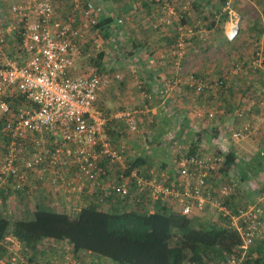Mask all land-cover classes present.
I'll return each instance as SVG.
<instances>
[{
  "label": "built area",
  "instance_id": "built-area-1",
  "mask_svg": "<svg viewBox=\"0 0 264 264\" xmlns=\"http://www.w3.org/2000/svg\"><path fill=\"white\" fill-rule=\"evenodd\" d=\"M72 1L73 10L67 15L52 0H24L12 5L8 11L11 33L19 37L12 58L5 57L8 34L0 21V117L6 140L0 161V185L13 180L14 189L23 190L32 184L35 173L38 180H48L68 196L81 197L87 188L101 192L97 205L104 204L112 193L121 198L132 197L130 201L137 203L142 196L150 197L153 203L162 200L185 216L217 213L229 220L244 250L242 259H231L228 264H241L264 233V211L260 203H245L238 198V185L219 174L226 149L192 155H184L178 149L165 169L151 162L134 166L143 150L151 151L148 143L141 146L139 115L151 114L152 123L156 114L148 106L141 112H109L101 106L100 96L121 81V76L107 70L80 73V69L84 59L89 61L87 48L101 45L100 38L92 39L89 34L103 18L104 10L82 0ZM233 1L228 0L224 8L229 16L225 37L230 43L237 40L241 29V17L234 11ZM169 7L164 5V9ZM123 23V19L118 20V24ZM183 46L184 39L179 38L173 58L178 57ZM22 54L27 55L24 62ZM249 67L264 73L261 52ZM193 80L197 83L194 77ZM173 86L169 85V89ZM207 87L206 83H197L198 92ZM113 121L121 126L112 127ZM251 134L245 127L236 130L232 139L238 142ZM223 139L227 141L224 137L220 141ZM168 140L174 143L173 138ZM67 168L73 177L64 175ZM132 186L136 192L130 195ZM233 198L235 201L231 202ZM9 242L14 246H9ZM9 242V255L1 256L0 264H31V255L25 258L23 248H16L18 242ZM57 246L51 256L54 258L39 264H106L83 258L70 246Z\"/></svg>",
  "mask_w": 264,
  "mask_h": 264
},
{
  "label": "trees",
  "instance_id": "trees-1",
  "mask_svg": "<svg viewBox=\"0 0 264 264\" xmlns=\"http://www.w3.org/2000/svg\"><path fill=\"white\" fill-rule=\"evenodd\" d=\"M82 1L85 4L88 2L92 3L96 8H99L101 5L104 6L107 0ZM167 1L171 2L173 5L177 2V0H151V3H147L148 6L146 4V9H150L149 4H151V7L159 12L158 16L160 17L162 8ZM221 2L223 6H225L228 0H221ZM262 4L264 19V0H262ZM182 13L179 26L177 25L176 29H172L174 35L167 40V46H174L177 43L176 40L179 38L180 27L185 26L184 28H187L195 24V20L193 21V18L190 17L189 14L185 12ZM215 17L214 14L205 17V20L206 18L209 21L211 19L209 28L216 26ZM196 18H198V16H196ZM150 19L152 21L154 18L150 17ZM228 19L229 16L225 13L220 22H227ZM115 24L113 18L109 17L106 11H104L103 18L90 33L95 34V36H100L105 33V36H108V31H115V29H118ZM193 28L196 31L198 30V27L196 28L194 26ZM124 39L121 61H127L134 55L135 57L139 56V54L144 53V51L147 54L154 53V50L151 51L152 53H149L150 50L148 48L146 49V44L144 43L140 44L125 37ZM106 57L107 53L101 51L96 57L89 60V62L97 71L107 70L112 73L115 71V64L113 65L112 61H105ZM175 60V58H171V62L169 63L170 69L172 68L170 65ZM241 69L242 71L248 70L247 73L249 74L252 70V68L248 69L246 64L242 65ZM252 71L256 73L255 70ZM193 77L197 80L196 77H198V75ZM220 81H222V84H220ZM212 83L209 84L211 87L216 85V88L226 93L228 87L225 78H221ZM166 85L167 83L164 82L161 93L158 92L152 95L150 97L151 99H148L147 102L152 105L158 104L160 102L158 99L159 96H161L162 93H168ZM187 89L189 88L187 87ZM174 102L175 100L173 101V105ZM237 116L238 117L235 118L239 120L243 114L237 112ZM141 124H143V122ZM151 124L158 125L155 116ZM171 124L172 123L168 122L166 126L171 128ZM187 125L188 124L185 122L183 127L178 130L179 135H172L174 136V140H177V138H175L176 136L182 138L185 134V130L189 131V133H186V137H191L192 131L190 129H184ZM111 126L120 127L121 125L113 121L111 122ZM245 127H248L253 133L252 128L248 125L243 124L240 129H244ZM142 128H144L143 125ZM115 130L118 131L119 128ZM120 135L122 134L119 133V136ZM161 135L164 137L167 134L165 135L164 132L156 136L154 135L155 137L151 135L150 141L147 142L149 146H153L154 143H157L156 140H159L161 146L164 143H170L168 138L162 141V139H160ZM213 135L218 138L220 132L217 130ZM197 137L194 146L189 152L191 155L197 152V146H201V140L199 139L201 135ZM231 142H234L233 139L230 140L229 143ZM202 148L203 152H201L206 154V149L204 147ZM235 152V150H232L226 154L224 166L219 173L222 174L223 177H226L229 171L234 169L233 166L238 158ZM218 153L220 152L218 151ZM151 155L149 159L152 157ZM153 156L156 159L154 153ZM145 163L146 158H139L134 162V166L139 167L145 165ZM155 163H161L162 169L167 168L168 165L160 160L157 161V159ZM216 181L217 180H213V182ZM259 191L264 197V183L261 184ZM135 192L136 187L132 186L129 194L133 195ZM239 193L238 198L243 200L241 191ZM102 195L101 192L97 191L94 194L93 204L79 209L78 212H56L51 208L40 207L35 211L31 219L11 221L0 217V253L2 250H8L6 243L9 242L10 238L22 244L25 258L31 255V264H39L42 262L41 259L45 255L44 241H58V243H62L61 246H70L76 253L88 254L92 257L95 255L106 261H111L110 264H228L231 259H242L244 250L241 249L242 241L240 236L237 231L230 228L229 220L225 218L220 217L217 223L214 222L209 224L207 222L206 224L199 216L182 215L174 211L175 209L168 203H164L162 200L153 203V200L147 196L140 197L141 202L137 203L130 201L132 197L127 196L121 198L111 193L110 196L106 197L104 204L97 205V201ZM231 202H234V198L231 199ZM262 202L260 203L261 206L263 204ZM262 209L264 211L263 206ZM258 242L256 241L254 244L257 246L253 248V250H249L241 264H264V241ZM9 244L11 243L9 242ZM39 245L40 250H37ZM11 246L14 245L11 244ZM50 248L54 250V247L50 246ZM54 253H56V250ZM4 255L8 256L9 254L5 251ZM255 255H257V257H255ZM38 257H40L39 261Z\"/></svg>",
  "mask_w": 264,
  "mask_h": 264
},
{
  "label": "crops",
  "instance_id": "crops-1",
  "mask_svg": "<svg viewBox=\"0 0 264 264\" xmlns=\"http://www.w3.org/2000/svg\"><path fill=\"white\" fill-rule=\"evenodd\" d=\"M23 1L24 0H0V11H1L0 21L2 23L1 26L3 27V29L6 30V33L8 34L6 35L7 36V45L5 48L6 58L13 57V55L16 53V48L19 43V39H18L19 37L14 36L11 33L8 11L12 5L19 4ZM254 1H258L256 5L259 4V7H257L258 19L256 20L252 19L253 22L251 23L250 21H248L247 26L240 24L241 26L240 33L243 32L244 34L247 35L248 33H251L255 37L254 41L257 42L259 38V40L262 41L261 43H263L264 41V19L262 14L263 4H262V0H254ZM122 2H124V0H107L106 3H104V6L101 5L102 7L99 6L98 8L100 10L106 11L108 16L113 18V20L116 23L115 25L116 27H118V29H115V31H111V30L108 31V36H105V33L104 34L101 33L102 35L100 36L98 35L95 36V34L93 33L89 34L92 37V39L93 37L100 38V42H102L103 44L100 50H98V52L96 53V55L101 51L106 52V49L116 50L115 47L119 44L117 39L119 38L120 35L124 36L125 38L134 40L140 44L143 43L146 44L145 47L146 49L148 48L150 50L149 53L153 50V48L159 47L160 44L159 40L158 42L152 40L146 32L147 30L144 32L145 35L143 34V30L146 29L145 26H143L145 29L144 28L136 29V27L132 25L133 19L134 20L136 19V18H132V16L141 17L143 19L146 18L149 19L150 21L151 20L150 17H153L154 19L152 20H155V18L159 15V12L155 11L156 9L152 8L151 4H149L150 9H146L148 6L147 3L148 2L151 3V0H127L124 4H122ZM248 2L250 1L248 0ZM247 9L248 8H244V10H239L238 12L236 10L234 11L237 12V14L240 13L243 16L249 14ZM119 19H123L124 21L123 25L118 24ZM146 19L143 21L146 22ZM225 25L226 27L224 28L226 30L228 27V21L226 22ZM126 29L129 30L126 31ZM134 29L140 30L139 34L141 33L142 38H140L139 36L137 37L138 34L135 33H137L138 31H135ZM217 29L218 28L216 27H211L209 32L215 33L217 32ZM131 32H133V34ZM196 32H198V30ZM219 32L224 33V29ZM206 33L208 34V32ZM256 34L259 35V37L257 36L256 38ZM92 39L90 38V40ZM194 39L199 40L200 36ZM92 44L93 42H91V45ZM262 45L264 46V43ZM145 53L146 52L144 51L143 54ZM148 55L149 56L152 55V56L146 58V60H143L144 62H141L142 58L138 59L137 56L135 57V55L131 57V59L136 58L135 63L137 64V66L140 65L139 67H142L143 74H138L137 71L133 70L134 68L131 67L130 68L131 70L127 71V77L125 76H123V78L121 77L122 78L121 81L114 84L112 88L105 91L100 96V104L102 107L106 108L109 112H116L126 109L135 111L138 110V107L145 108L146 106H148L149 109L152 111V113L156 114L155 117L157 119V123H158V116L160 115L161 118L163 115H166V112L168 110H170V112H173V115L168 114L166 117H164L162 119V122L160 124L158 123V127L156 128V131L154 130V134L152 136L154 135L156 136L160 133H164L166 126H164L163 122L165 123V125L168 122L174 124L175 127L176 125H178L177 128L180 130V128L183 127V124L187 121L186 120L187 118L184 115V111H183L184 108L182 110H176V109L173 110L174 100H172L171 96H167V94L162 93L161 96H159L158 98L160 100L158 104L152 105L151 103L146 101V105H144V107L141 100H139L140 96L137 97V93H136L137 86L138 83L141 82H144L147 91L150 92L149 96L157 94L158 92L161 93V91L163 90V84L161 82L162 78H160L162 75L159 74L161 73L162 69L160 67L159 68L156 67L157 64L162 65L163 61L158 60L154 53ZM22 56H23L22 62H24L27 59V55L22 54ZM117 56H115L114 60H112L113 59L112 56L108 58V55L105 58V61L108 62L107 59H109V61L113 62L112 63L113 65L115 64L114 65L115 71L112 72V74H117L122 69L123 61H121V59L117 60L118 58ZM154 58L156 60H154ZM4 60L6 61L7 59ZM89 60L92 59L89 58ZM86 61L87 59L86 60L84 59L82 61L81 63L82 67L84 63L85 64L87 63ZM240 63L242 64L243 62ZM238 64H236L235 66L236 68L239 67V70L236 69L233 72H229L228 69L227 71H225L224 78L227 80V87L229 88L228 91H226V93H224L223 96L220 95V97H222V100H220L222 101L221 102V105L223 106L222 110L225 111V113L227 114L228 113L235 114L234 117L231 118L229 114L226 116L224 114L223 116L217 119L214 125L212 124L211 126H204L205 125L203 123L204 121L198 118L202 113L201 111L190 114L191 117L197 118L196 121L197 125L203 123V130H207L205 134V140L203 142L202 141L200 142L201 146H197L198 148L196 150L197 152H201L203 150L202 147H205L207 144H208L207 148L209 147L208 149L212 147V151H213V152L211 151L212 153L215 152L218 153V151L220 152L221 147L226 149L227 153L232 150H235L236 151L235 153L238 156V158L235 162V165L233 166L234 169L232 171H229V174L226 177L230 181H233L238 185L239 187L238 192L241 191L243 195L246 193L247 194L246 196L248 197L250 196H253L254 198L256 197L257 201L256 200H254V202L249 201V203H261L263 201L262 206L264 207V197L263 195H261L259 191L261 184L264 183V101H263V92H262L264 89V85H262V87L259 88H257L259 83L258 84L254 83V86L251 85L250 81L248 80L247 72L242 71L241 66H239ZM252 73L256 74L255 76L261 75V77H259L258 80L255 78L254 79L255 81L258 82H261V80L264 81V73L262 74L257 72L255 73L251 70L250 74ZM245 80H247V84H243ZM111 97H113L114 100L123 102L124 105L123 104L120 105L121 104L120 102V104H118L120 106H117L116 108L108 109L107 106L110 107L109 104H111L108 100ZM194 102L196 108H200V106L202 105L197 101ZM168 104L170 105V107ZM218 105H220V103H218ZM205 106H210V105L209 103L203 104L202 108H205ZM135 107H137V109H135ZM237 112H241L243 114L244 117L243 120L241 119L236 120L235 117H238ZM174 114L175 115L177 114V118L172 117L174 116ZM1 118L2 117H0V161L4 154V148L6 142V140L2 135L3 126H2ZM191 122L195 123V120ZM243 124L251 127L253 133L250 135V137H247L243 140H239L238 142L234 141L229 143L228 141H224V139L223 141H220L221 137L218 138L216 137L214 138V136L210 137L211 131H213L214 134V132L216 133V131L218 130L221 134V132L225 131V128H232L233 125H236L237 127L239 126L241 128ZM189 126L192 128V123L188 124L185 129H190ZM239 127L237 129H239ZM190 130L192 131V133L194 132L192 129ZM38 137L39 135H36L35 139H37ZM165 138L168 137L167 136L163 137L162 135L160 137L162 141H164ZM212 138L214 139L211 141ZM150 139L151 138H148L147 142L150 141ZM215 139H220L219 140L220 143L218 142L219 144H216L218 147L214 144ZM156 141L157 143H154V145L152 146V155L150 152H145L144 150L141 159L146 158L148 164H151L149 160H156V159L157 161L158 159H160L161 161H163V163L168 164L170 162V159H172V157L174 156L173 154L174 152L172 150L173 145L171 143H164L161 146L159 140ZM183 149L185 150V148ZM158 151L160 153L158 155L159 158L156 157L155 159L153 153L157 155L156 152ZM150 155L152 157L149 159ZM63 173L64 175L70 177H73L74 174V173L72 174V171L68 168L64 169ZM32 180H33L32 184L29 183L26 186V188L23 190L14 189L13 185L15 184H12L13 180L8 184L0 185V217L6 218L11 221L31 219L35 211L40 207L51 208L56 212H64L66 207L67 208L73 207L72 208L73 212H78L79 208L81 209L83 207H87L93 204L92 201L94 200L95 193L91 189L87 188L85 190L84 195L81 197H77L75 194L68 196L60 192L59 188L51 186L48 183L49 182L48 180L45 181L38 180L37 174L35 173L32 174ZM243 200L245 201V203H248L247 200L245 199ZM58 206L59 208H62L64 211L57 210L56 207ZM258 241L259 242L264 241V233L257 240V242ZM57 245H62V243H58V241H44V246H45L44 250L46 251V248L50 246L59 247ZM37 250H39V247L37 248ZM50 250L53 253L55 252V250H53L52 248H50ZM84 255L85 257L91 256L88 254H84ZM93 259L94 258H92V260ZM101 262L110 264L106 260H103Z\"/></svg>",
  "mask_w": 264,
  "mask_h": 264
},
{
  "label": "rangeland",
  "instance_id": "rangeland-1",
  "mask_svg": "<svg viewBox=\"0 0 264 264\" xmlns=\"http://www.w3.org/2000/svg\"><path fill=\"white\" fill-rule=\"evenodd\" d=\"M52 1L55 4V6L58 7L60 12H62L63 15H67V14L71 13L73 10V8H72L73 1L72 0H52ZM126 1L127 0H124V2H122V4H124ZM249 1L250 2H248V0H234L232 2L233 9L236 10L237 12L239 10H244V8H248L247 10H248L249 14L242 16L239 13L240 17H241V22H240L241 25L247 26L248 21H250V23H251V22H253L252 19H254V20L258 19V8L257 7H259V4L256 5L258 3V1H254V0H249ZM165 4L169 5L170 7L167 9H164V6H163L160 17L157 16L155 18V20L149 21V19H146V18L143 19L141 17L132 16V18H136L135 20L133 19L132 25L135 26L136 29H142V28H144L143 26H145L146 29L144 28L145 30H143V34L147 30L146 32L152 40H154L155 42H158V40H159V42H160L159 47H155V48H153V50H154V54L157 57V59L160 61H163L162 65H160V64L156 65V67H158V68L160 67L162 69L161 73H159L160 75H162L160 77V78H162L161 82H163V84H164V82L167 83L166 89H169L168 84H170L172 86L174 85L173 87H170V89L167 93V96H171L172 100H175L173 110L174 109L182 110L184 108L183 109L184 115L187 118L186 122L188 124L192 123V128L190 126L189 127H190V129H192L194 131L192 133L191 137L189 136V138L186 137V133L187 132L189 133L188 130L184 131L185 134L182 136V138L180 136H178V137L176 136L175 138H177V140H174V143L172 144L173 145L172 150L174 152L173 153L174 155L177 152H179L178 149L182 150L184 155H187L190 152V150L192 149V147L194 146L195 139L198 138L197 137L198 135H201V137L199 139L202 142L205 140V134H206L207 130H203V123L205 124L204 126H211L212 124L214 125L215 122L217 121V119L220 118L221 116H223L224 114H225V116L229 114V116L231 118L234 117V115H235L232 113L227 114V113H225V111L222 110V108H223V106L221 105L222 101H220V100H222V97H220V95L223 96L225 91L222 92V90H219L215 86L211 87L209 84L212 82H216L217 80H220L221 78H224V76H225L224 73L228 69H229V72H233L234 70H236L237 68L235 67V65L238 63H239L238 64L239 66L246 64L247 68L250 69L249 66L251 65V62L257 58V55H258L257 53L261 52L263 54V57H264V46L262 45L264 43V41H263V43H261L262 41L259 40V38H258V41L256 42V41H254L255 40L254 35H252L251 33H248V35H247V34H244L243 32H241L236 41H234L232 43L228 42L226 37H225V31L226 30L224 28V27H226V25H225L226 21L220 22V20H222V16H224V14H225V10H224L225 6H223L221 0H177V2L174 5L169 1H167ZM169 9L174 11V13H173L174 15L169 13L170 12ZM182 12L189 14V16L193 18V21L195 20V24H193V26H189L187 28H184L185 26H182L179 28V38L184 39V46H183L182 50L179 52L180 54L178 55V57L175 58L176 60L173 61V63L170 65V66H172V68L170 69L169 63L171 62V58L174 57V55H173L174 53H172V52H173V50H176V48H175V45L174 46H167V40L169 38H172L174 35V33H173L174 31L172 29H174V28L176 29L177 25L179 26V23L182 19V17H181V14H183ZM210 14H214L216 16L215 17L216 26H214V27H216L218 29H217V32H215V33L209 32L210 31L209 26L211 25V23H210L211 19H210V21L207 20V18L205 20V17H209ZM196 16H198V18H196ZM145 19H146V22L143 21ZM194 26L196 28L198 27V32H196V30L193 28ZM130 28H133V27H130ZM136 29H134V30L138 31V32L135 34H138L137 37L139 36L140 38H142L141 33L139 34L140 30H136ZM223 29H224V33H220L219 31H221ZM128 30L129 29H126V31H128ZM189 30H192L193 32L190 33V32H188ZM204 31L208 32V34ZM131 33L133 34V32H131ZM122 34H123V32H122ZM127 35H129V34H127ZM198 36H200V39L195 40L194 38H196ZM257 36L259 37V35L256 34V38H257ZM243 37H244V39H243ZM127 39H129V38H127ZM117 40H118L120 45L118 44L115 47L116 50L106 49V53L109 51L107 54L108 58H110V56H112L113 57L112 60H114L115 56H117V55H118L117 56L118 58L116 57L117 60H120L122 58V55H123L122 47L124 46V40H125L124 36L120 35ZM131 41H134V40H131ZM100 44H101L100 47H97L96 45H92V46H89L87 48V53H89L90 59L94 58L96 53L98 52V50H100L101 46L103 45L102 42H100ZM148 57H150V56L147 53H145V54L140 53L139 56H137L138 59L142 58L141 62H144L143 60H146V58H148ZM135 59L136 58H133V59L130 58L127 61H123L122 69L117 74H120V76L122 78H123V76L127 77V71L131 70L130 69L131 67H133L134 68L133 70L137 71L138 74H143L142 67H139L140 65L137 66V64L135 63ZM107 60L109 61V59H107ZM154 60H156V59L154 58ZM86 62L87 63L86 64L84 63L83 67L81 66L80 73H90V72L96 70V68L93 67L92 64L89 63V61H86ZM240 62H243V63L241 64ZM151 65H153V64H151ZM175 67H177V69ZM246 72H248V70H246ZM257 73L262 74L263 72L257 71ZM247 74H248V80L250 81L251 85L254 86V83H256V84L259 83L257 88L262 87V85H264L263 80H261V82L254 80L255 78L258 80V78L261 77V75L255 76L256 74H254V73H252V74L247 73ZM197 75H198V77H196ZM193 76H195L197 78V80L195 79L197 83H199V84L206 83L208 85V87L204 91L198 92L197 83L194 82ZM243 84H247V80H245L243 82ZM187 87L189 89H187ZM228 88L226 91H228ZM136 93H137V97L140 96L139 100H141L143 107H144V105H146V101L148 99H150V97H151V95L149 96V93L147 92V88L145 87L144 82L138 83ZM108 101L111 103V104H109L110 107L107 106L108 109L116 108L117 106H120L123 104V102H121V101L114 100L113 97H111ZM194 101H197V102L201 103L202 105L209 103L210 106H205V108H202V105H201L200 108H196ZM120 102H121V104H120ZM218 103H220V105H218ZM118 104H120V105H118ZM169 107H170V105H169ZM135 109H137V107H135ZM142 109H145V108L138 107V111L142 110ZM199 111H201L202 113L200 114V117H198V118L203 120L204 122L201 123L200 125H197V122H196L197 118L191 117L190 114L195 113V112H199ZM139 112H141V111H139ZM169 112H170V110H168L166 112V115H163L161 118L159 117L160 118V119H158L159 124L162 122V119L164 117H166L168 114L173 115V112H170V113ZM210 113L213 114V117H210ZM139 116L141 117V123L143 122L142 125L144 127V128H142L143 139L141 141L142 142L141 146L144 144L142 146V148H144V147H146V143H147L148 138H151V135L154 134V130L156 131V128L158 127V125H155V124L152 125L151 124V122H150L152 119L151 114L150 115L148 114L146 116V115H143L141 112V115H139ZM172 117L177 118V114L176 115L174 114V116H172ZM239 119L243 120L244 117L242 116ZM194 120H195V123L191 122ZM163 124H164V126H166L164 122H163ZM171 125H172L171 128L166 126L167 128L165 129L164 132H165V135L167 134L166 136L168 138L174 139V136H172V135H174V134L179 135V133H178L179 129L177 128L178 125H176V127L174 124H171ZM238 127L236 125H233L232 128H225V131L221 132V134H220L223 136H219V137H222V138L224 137L227 139V141L232 140V133H234L236 130H238L237 129ZM239 129H240V127H239ZM203 131H205V132H203ZM166 132H168L169 134ZM210 133H211L210 137L214 136L213 131H211ZM214 138H212L211 141ZM219 140L220 139H215L214 144L216 145L219 142ZM207 146H208V144L204 147L206 149L205 152L211 153L212 147H210V149H208L209 147L207 148ZM150 147H152V146H150ZM179 147H181L182 149ZM183 148H185V150ZM146 150L148 151V149H146ZM141 151L142 150H138L137 152L140 153ZM147 151H145V152H147ZM149 152L152 153V149ZM202 152H203V150H202ZM156 154L157 155L155 157L159 158L158 157V155L160 154L159 151L156 152ZM158 160H160V159H158ZM150 162L155 163L156 160H150ZM146 163H147V161H146ZM159 164H161V163H159ZM246 195H247L246 193L244 195L242 194L243 199H245L247 201H251V202H254V200H256V197L255 198L253 196L248 197ZM72 208L73 207H68V208L66 207L65 211L73 212ZM56 209L59 211H64L62 208H59V206L56 207ZM77 209H78V207H77ZM199 217L206 224H207V222L209 224H212L214 222L217 223L220 220V216L217 213H213V212H206ZM5 246H6V244H5ZM9 246H11V244H9ZM21 247H22V244H19V243L16 244V248L19 249ZM39 248H40V245H39ZM253 248H255V247H253ZM253 248H251L250 250H253ZM54 250H55V248H54ZM5 251L8 252V250H2L0 253V256H2V254L4 255ZM54 254L55 253H53L50 250V247H47L46 251H45V255L41 259V261H44V260L47 261L49 259H53L54 257H51V256ZM255 257H257V255H255ZM83 258H90V259L94 258V259H98L101 261L104 260L103 258L95 256V255H93V257L92 256L85 257V255L83 254ZM39 260H40V257H38V261ZM107 262L111 263V261H109V260Z\"/></svg>",
  "mask_w": 264,
  "mask_h": 264
}]
</instances>
